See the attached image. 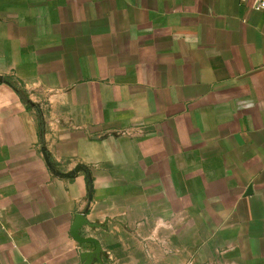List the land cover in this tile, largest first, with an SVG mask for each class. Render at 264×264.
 <instances>
[{"label":"crops","instance_id":"1","mask_svg":"<svg viewBox=\"0 0 264 264\" xmlns=\"http://www.w3.org/2000/svg\"><path fill=\"white\" fill-rule=\"evenodd\" d=\"M258 1L0 0V264H264Z\"/></svg>","mask_w":264,"mask_h":264},{"label":"rangeland","instance_id":"2","mask_svg":"<svg viewBox=\"0 0 264 264\" xmlns=\"http://www.w3.org/2000/svg\"><path fill=\"white\" fill-rule=\"evenodd\" d=\"M22 91H23L22 94H21V98H22V100L26 101L27 105L30 106L31 101L28 100V97H27L28 95L24 92V90H22ZM36 113H37V115H38V118L40 117L41 119H43L44 114H45V110L39 108V109L36 110ZM40 118H39V119H40Z\"/></svg>","mask_w":264,"mask_h":264},{"label":"water","instance_id":"3","mask_svg":"<svg viewBox=\"0 0 264 264\" xmlns=\"http://www.w3.org/2000/svg\"><path fill=\"white\" fill-rule=\"evenodd\" d=\"M59 175L63 176V177H71V176H73L72 174H62V173H59ZM75 217H76V222H75V226H76L78 222L83 221L84 214L78 213V214H76Z\"/></svg>","mask_w":264,"mask_h":264},{"label":"built area","instance_id":"4","mask_svg":"<svg viewBox=\"0 0 264 264\" xmlns=\"http://www.w3.org/2000/svg\"><path fill=\"white\" fill-rule=\"evenodd\" d=\"M262 8H264V0H259L258 3L255 5V9H262ZM79 213H82V212H79Z\"/></svg>","mask_w":264,"mask_h":264},{"label":"trees","instance_id":"5","mask_svg":"<svg viewBox=\"0 0 264 264\" xmlns=\"http://www.w3.org/2000/svg\"><path fill=\"white\" fill-rule=\"evenodd\" d=\"M40 118V117H39ZM42 119L40 118V121H41ZM41 124V123H40ZM40 132H42V126L40 127Z\"/></svg>","mask_w":264,"mask_h":264}]
</instances>
